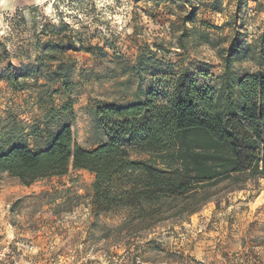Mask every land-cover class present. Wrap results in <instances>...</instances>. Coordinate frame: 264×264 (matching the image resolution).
<instances>
[{"label": "rangeland", "instance_id": "obj_1", "mask_svg": "<svg viewBox=\"0 0 264 264\" xmlns=\"http://www.w3.org/2000/svg\"><path fill=\"white\" fill-rule=\"evenodd\" d=\"M180 2L196 10L197 28L208 27L209 45L190 34L187 48H179ZM62 25L82 40L79 51L65 57L48 53L37 63L43 44ZM263 31L264 0H48L0 15V135L15 128L11 140L37 148L30 128L43 125L50 106H39L37 99L58 88L49 76L61 66L74 101L73 118L62 114L61 124L70 122L76 143L92 149L106 140L96 103L142 101L149 91L166 90L185 70L214 82L223 72L217 46L227 47L236 36L254 44ZM234 70L264 73L251 60ZM13 74L22 75L25 91L12 89ZM60 97L64 91L54 96L57 106ZM93 181L89 172L72 169L31 186L0 175V264H264V179L242 190L229 184L214 188L211 201L184 220L121 232L123 215L92 214Z\"/></svg>", "mask_w": 264, "mask_h": 264}, {"label": "trees", "instance_id": "obj_2", "mask_svg": "<svg viewBox=\"0 0 264 264\" xmlns=\"http://www.w3.org/2000/svg\"><path fill=\"white\" fill-rule=\"evenodd\" d=\"M178 9L184 13L177 18L182 27L179 48H187L184 42L190 34L209 45L208 27L195 26L196 10L186 2H180ZM60 28L59 35L43 44L37 63L48 53L65 57L79 51L82 40L74 30L67 25ZM236 37L225 48L217 46L223 72L214 82H201L185 70L166 90L149 91L142 101L127 106L96 103L97 125L106 140L92 149L76 143L70 122L61 124L62 114L73 118L74 101L66 92L68 75L58 66L49 76L50 84L58 88L48 98L41 93L37 99L41 107L50 104L43 125L30 128L37 148L11 140L15 128L4 130L0 175L31 186L66 176L71 169L87 171L94 176L92 214L123 215L120 232L184 220L211 201L214 188L229 184L234 191L242 190L247 182L264 179V73L241 75L234 70L245 60L264 67V31L254 44ZM142 60L140 56L139 63ZM21 78L13 74L8 79L15 92L27 88ZM62 91L65 97L57 106L54 96Z\"/></svg>", "mask_w": 264, "mask_h": 264}, {"label": "crops", "instance_id": "obj_3", "mask_svg": "<svg viewBox=\"0 0 264 264\" xmlns=\"http://www.w3.org/2000/svg\"><path fill=\"white\" fill-rule=\"evenodd\" d=\"M48 0H0V15L40 6Z\"/></svg>", "mask_w": 264, "mask_h": 264}, {"label": "built area", "instance_id": "obj_4", "mask_svg": "<svg viewBox=\"0 0 264 264\" xmlns=\"http://www.w3.org/2000/svg\"><path fill=\"white\" fill-rule=\"evenodd\" d=\"M2 257H3V254H2V252L0 251V261L2 260Z\"/></svg>", "mask_w": 264, "mask_h": 264}]
</instances>
